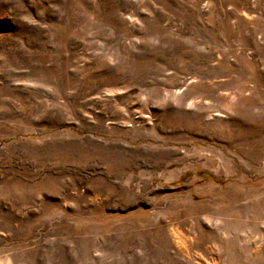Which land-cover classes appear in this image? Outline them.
I'll return each mask as SVG.
<instances>
[{
  "label": "rangeland",
  "instance_id": "obj_1",
  "mask_svg": "<svg viewBox=\"0 0 264 264\" xmlns=\"http://www.w3.org/2000/svg\"><path fill=\"white\" fill-rule=\"evenodd\" d=\"M0 264H264V0H0Z\"/></svg>",
  "mask_w": 264,
  "mask_h": 264
},
{
  "label": "bare ground",
  "instance_id": "obj_2",
  "mask_svg": "<svg viewBox=\"0 0 264 264\" xmlns=\"http://www.w3.org/2000/svg\"><path fill=\"white\" fill-rule=\"evenodd\" d=\"M191 63L193 64L194 62L191 61ZM166 86V85H165ZM193 88V87H192ZM195 88H199V86H195ZM199 89H202V87H200ZM164 90V89H163ZM192 90V89H191ZM151 95H152V99L153 100H156V102H163V98L161 95L162 94V90H160L158 87H155L152 91H151ZM179 93V92H178ZM189 93H190V90H186V91H183L182 93H180V96L178 97V99H182V98H185V97H188L189 96ZM208 93V92H207ZM150 96V95H149ZM160 102V103H161ZM189 114V112H188ZM193 117L197 118V114L196 113H192L191 114ZM183 118H181V115H178L176 114V116H172L171 115V119L168 120V123H172L173 126H179V124L181 125V123H183V120H184V123H185V120L187 119V114H184L182 115ZM260 141L258 140L257 143H259ZM258 147V146H257Z\"/></svg>",
  "mask_w": 264,
  "mask_h": 264
}]
</instances>
